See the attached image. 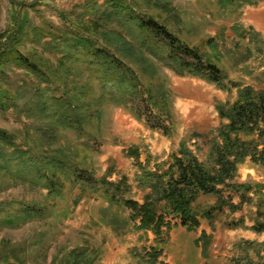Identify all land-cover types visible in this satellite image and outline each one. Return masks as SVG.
Instances as JSON below:
<instances>
[{
    "label": "rangeland",
    "instance_id": "obj_1",
    "mask_svg": "<svg viewBox=\"0 0 264 264\" xmlns=\"http://www.w3.org/2000/svg\"><path fill=\"white\" fill-rule=\"evenodd\" d=\"M128 1L142 13L157 16L159 12V8L146 0ZM169 2L178 14V20L168 18L170 28L216 61L229 82L264 87V42L261 53L255 43L240 38L232 29L236 24L251 26L264 40V0L256 5H233L232 8H222L215 0ZM109 8L107 0H0V43L11 31L14 18L21 20L27 15L30 35L19 42V48L35 59L42 57L52 66H59L62 53L57 50L60 46L54 49L37 44L32 40L35 38L32 29L42 31V43L48 42L51 32L54 33L61 48L65 37L74 38L72 27H79L83 32L94 31L102 40L105 26L119 30L117 22L104 23L98 19ZM160 14L164 17V13ZM215 43H218L217 54ZM123 59L142 84L154 90L163 85L168 90L173 132L168 136L150 129L144 118L137 119L131 111V103L124 105L128 95L122 90H111L110 95L108 90L98 130L94 127L95 121L89 128L95 132L96 140L89 141L87 156L80 158V162L97 178L109 175V181L118 182L125 177L130 191L124 196L142 202L144 191L138 188L136 181L139 171L127 150L137 147L140 161L146 163L150 159L152 168L157 161L168 162L184 140L199 160L207 162V140L216 136L223 121L216 104L232 102L236 90L232 88L229 92L198 77L177 75L159 63L154 64L156 73L144 71L139 64ZM6 66L10 91H21L26 97L31 94L37 86L36 79L14 64ZM74 66V78L88 81L97 100L104 90L94 71L96 66L89 64L82 53ZM22 103L20 100V106ZM33 123L35 120L26 117L20 109H0V129L12 134L19 147L26 148L28 143L36 149ZM80 140L85 142L86 138ZM78 141L73 132H62L61 144ZM0 149L4 146L0 145ZM7 150L10 152L11 148ZM28 178H14L0 170V264H231L236 258L245 257L253 264H264V231L258 233L251 229L256 220H264V188L249 192V200L244 203L239 194L225 191L224 196H230L232 203L239 206L235 211L228 206L212 209L217 197L199 196L193 208L199 215L200 226L187 231L178 219H171L172 229L164 235V242H158L150 231L139 230L133 222H125L128 211L107 203L101 193L79 195L78 187L67 183L60 195H49L40 182ZM236 181L264 186V166L246 160L238 168ZM258 208L261 213H257ZM207 210H211L210 222L200 216ZM156 244L161 253L156 262L151 263L150 250Z\"/></svg>",
    "mask_w": 264,
    "mask_h": 264
},
{
    "label": "trees",
    "instance_id": "obj_2",
    "mask_svg": "<svg viewBox=\"0 0 264 264\" xmlns=\"http://www.w3.org/2000/svg\"><path fill=\"white\" fill-rule=\"evenodd\" d=\"M169 1L146 0L159 8L156 16L135 10L128 0H107L110 8L98 19L104 23L117 22L119 30L105 26L100 37L102 40H99L94 31L85 30L84 33L79 27H72L74 38L65 37L62 48L52 32L50 40L42 43L43 33L34 27L35 38L32 40L37 44L54 49L60 46L57 50L62 53L59 66H52L42 57L35 59L19 48V42L30 35L27 15L21 20L17 16L14 18L11 31L0 43V109H20L36 122L33 123L36 149L26 142V148L19 147L12 134L0 129V145L4 146L0 149V170L14 178L29 177L30 181L40 182L49 195H60L67 183L78 187L79 195L101 193L107 203L128 211L125 222H133L139 230L150 231L158 242H164V235L172 229L171 219H178L187 231L200 226L199 215L193 208L199 196H216V205L212 209L228 206L235 211L239 206L232 203L230 196H224L225 191L239 194L244 203L249 200V192L264 188L262 184L236 181L238 168L246 160L264 166V87L229 82L216 61L213 62L197 46L190 45L170 28L168 18L178 20V14ZM215 1L222 8H232L233 5H256L262 0ZM160 13H164V17ZM96 23L94 25L98 27ZM232 29L240 38L255 43L258 51L263 53L261 46L264 40L253 27L236 24ZM220 38L222 41L225 39L223 31ZM217 48L218 43H215L216 54ZM81 53L86 55L89 64L96 66L94 71L101 80L104 91L97 100L88 81L74 78V63ZM122 57L139 64L144 71L156 73L155 65L160 64L177 75L198 77L229 92L232 88L236 90L232 102L216 104L218 116L223 121L216 136L207 140V162L199 160L184 140L168 162L157 161L152 168L150 159L146 163L140 161L137 147L127 150L139 171L136 181L138 188L144 191L142 202L124 196L130 191L125 177L118 182L109 181V175L97 178L80 162V158L83 160L87 156L89 141L96 140L95 132L89 128L95 121L94 127L98 130L108 90L110 95L113 93L111 90H122L128 95L124 105L131 103V111L137 119L144 118L150 129L168 136L173 132L174 117L168 90L163 85L154 90L142 84ZM8 64H14L36 79L37 86L27 97L21 91H10L6 75ZM20 100L23 106H20ZM65 131L73 132L79 141L61 144V135ZM82 138L86 141H81ZM6 147L11 148L10 152ZM210 213L211 210H207L200 216L210 222ZM257 213H261L259 208ZM251 229L258 233L264 231V220H256ZM150 251V262L154 263L161 249L156 244ZM231 264L253 263L245 257L236 258Z\"/></svg>",
    "mask_w": 264,
    "mask_h": 264
}]
</instances>
